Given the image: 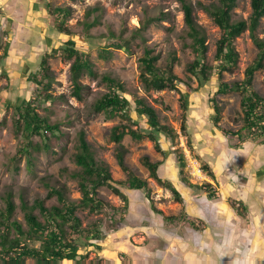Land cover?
Here are the masks:
<instances>
[{
  "label": "rangeland",
  "instance_id": "rangeland-1",
  "mask_svg": "<svg viewBox=\"0 0 264 264\" xmlns=\"http://www.w3.org/2000/svg\"><path fill=\"white\" fill-rule=\"evenodd\" d=\"M186 1L191 4L196 23L205 34L206 63L212 65L220 30L198 3L207 5L216 0ZM55 8H68L71 11L64 25L72 33L70 36L58 32L60 21L50 13ZM250 13V1L237 0L232 19L246 20ZM86 23L93 24L87 33L84 32ZM186 32L184 14L178 0H0V210L5 208L4 195L12 193L16 206L12 220L25 227L20 208L22 200L30 205L35 200H43L47 207L56 204L54 199L46 198L44 182L65 186L69 199H80L78 183L69 176V173L80 170L73 160L80 130L85 132L86 140L96 150L97 159L108 167L113 180L124 181L126 175L116 162V144L110 141L109 134L112 127L121 123L148 129L144 121L136 116L132 95L152 107L161 124L176 131V145L183 149L187 164L185 174L191 184L208 182L218 193L215 201L235 197L245 202L248 208L253 205L250 201H254L255 195L264 196V145L245 143L239 149H232L230 146L235 141L227 139L215 129L210 100L213 98L221 107L220 128L236 131L241 126V122L237 121L241 112L240 96L236 93L216 94L220 82L216 74L203 87L197 88V80L185 70L186 64L194 60ZM257 35L264 40V17ZM67 40H72L76 49L87 55L97 77H90L87 73L81 75L79 82L83 89L78 99L73 96L70 76L72 61L61 57L48 60L51 87L42 94H50L52 100L41 104L36 112L51 124H58L60 133L56 137L47 134L45 142L33 137L32 142L39 149L31 150L29 158L24 155L20 157L17 154L22 138L15 129L14 106H23L36 98L38 86L32 82V78L39 74L43 56L62 48ZM123 42L128 44L130 53L112 47ZM234 47L239 55L237 69L233 74H223L222 82L243 80L246 68L258 53L248 32L236 39ZM144 48L153 50L159 57V65H164L170 56L176 58L174 72L182 81L180 92L187 95L185 122L192 150L188 149L187 139L180 131L181 94L168 90L147 91L140 81L138 58ZM102 50L108 51L107 57L100 56ZM104 74L124 84L127 91L125 97L131 104L132 122L117 117L109 119L102 113L92 112L93 103L107 91L100 79ZM185 82L190 86L184 85ZM253 88L264 97L263 71L255 74ZM159 143L164 156L154 150L148 139L134 141L126 136L122 140L126 165L135 176L147 181L153 206L163 216L152 212L144 192L123 190L128 198L125 211L119 197L105 187L100 188L99 198L110 204L111 208L100 214H90L80 209L77 215L84 228L93 223L100 224L104 237L78 251V264H228L229 261L232 264H264V217L257 216L264 212V205L261 204L253 205L252 211L259 206L255 213L249 214L248 210L239 232L228 228L224 234H211L203 241L222 245L252 242L258 246L252 258L249 259L250 252L240 246L231 252L215 250L210 245L202 249L198 247V250L186 249L185 242L193 244L195 248L198 239L196 232L203 230L204 224L192 226V222L186 218L184 203H177L171 191L150 179L148 171L140 163L143 156L149 157L152 162L162 161L160 176L173 185L177 182L179 176L174 147L163 135L159 136ZM202 162L209 165L215 176L214 181L203 172L202 178L194 175V166L201 168ZM182 193L186 199L190 194L204 195L197 189L189 188ZM233 201L229 199L230 206ZM35 213L39 215L38 211ZM164 217L176 220L166 222ZM234 220L230 225L235 224ZM3 228L0 218V230ZM31 246L38 247L39 244ZM233 254L241 259L231 261ZM209 258L215 261H208ZM0 264L5 263L0 260ZM23 264H34V261L26 259Z\"/></svg>",
  "mask_w": 264,
  "mask_h": 264
},
{
  "label": "trees",
  "instance_id": "trees-1",
  "mask_svg": "<svg viewBox=\"0 0 264 264\" xmlns=\"http://www.w3.org/2000/svg\"><path fill=\"white\" fill-rule=\"evenodd\" d=\"M184 14V22L187 28V37L190 39V47L194 54V60L186 64V72L194 77L197 88L203 87L211 77L216 74L220 80L216 94L227 95L236 93L240 96V115L238 122L241 126L236 130H224L220 128L221 107L217 102L210 100L214 111L212 123L215 129L229 140L235 143L230 146L232 149H239L245 143L264 145V97L260 96L253 88L254 76L258 71L264 72V40L257 35V30L261 19L264 17V0H249L251 13L246 20L233 21L232 12L237 0H216L214 3L198 6L211 18L212 22L220 30V38L216 43V51L212 65L206 63L207 46L203 30L196 23L193 15V8L186 0H178ZM49 8V5H46ZM60 23L57 25L59 33L70 36L72 33L65 28V20L70 16L68 8H55L50 11ZM56 19V20H57ZM93 24L86 23L84 32L87 33ZM248 32L250 39L257 48L258 53L255 60L246 68L244 79L241 81L222 82L223 74H233L239 62V55L235 50L234 43L240 35ZM114 49L130 53V48L126 43H116ZM101 57H107L108 51L102 50ZM61 57L67 61H72L70 65V76L73 85V96L80 99L83 86L79 79L83 73L96 78L92 64L86 54L76 49L72 40L65 41L62 48L53 50L50 54H45L41 60L40 72L34 75L32 82L38 86L35 99L27 102L23 106H14L15 129L20 133L22 145L18 151V156L31 155V150L39 149L35 147L32 138L39 137L43 142L47 139V134L56 137L59 133L58 124H51L47 118L40 116L36 110L43 103L52 100L50 94L46 93L50 87L48 60ZM159 57L152 49L144 48L142 55L138 58L140 70V81L147 91H175L180 93L179 103L182 111L180 131L187 139V147L192 150L185 122V115L188 110L187 95L180 92L182 81L174 72L176 63L175 56H170L164 65H159ZM107 91L98 98L92 105L93 113L104 114L107 118H120L127 122L131 120V104L125 97L127 91L124 84L118 79L104 74L100 76ZM184 85L190 86L186 82ZM41 91V92H40ZM135 104L136 116L142 119L148 129L141 127L133 128L128 123H121L111 128L109 138L116 144L114 155L119 168L126 175L124 181L113 180L108 167L97 159L96 150L86 140L83 130L77 133V151L74 154V163L80 169L77 172L69 173L71 179L76 180L81 198L73 201L69 199L65 186H54L44 182L47 188V199H54L56 204L47 207L43 200H35L33 204L21 201L20 208L23 212L26 226L12 220L16 206L13 202L12 193L4 195L5 208L0 210L1 225L0 230V260L5 264H23L26 259H32L34 264H64L80 262L78 251L82 247L92 246V242L103 240L104 233L101 225L93 223L87 228L82 226V222L77 215L78 210H87L90 214H100L105 212L111 205L99 198L100 188L109 189L115 196L124 203V210L128 208V198L123 190H133L144 192L145 198L150 203L153 213L163 216V214L153 206L151 190L146 180L140 179L128 168L125 163L126 150L122 145V140L128 136L134 141L148 139L152 142L153 148L162 156L165 155L159 143V136L163 135L174 147L173 153L178 168L179 181L189 189H197L206 195L209 201L216 200L218 193L216 188L205 182L204 184H191L185 174L187 168L186 159L182 148L176 145L178 135L176 131L160 123L156 111L147 105L143 99L132 95ZM135 123V122H134ZM142 166L148 171L149 178L154 180L158 186L171 191L174 200L183 204L184 200L180 192L169 180L162 178L159 168L162 161L152 162L149 157L143 156L140 159ZM201 169L206 176L214 181L215 176L209 165L202 162ZM232 208L240 218L244 219L248 208L240 201H233ZM38 211L39 215H36ZM176 218L164 217V221H173ZM193 226V223L191 224ZM13 235V237H11ZM38 243V247L31 244Z\"/></svg>",
  "mask_w": 264,
  "mask_h": 264
},
{
  "label": "crops",
  "instance_id": "crops-1",
  "mask_svg": "<svg viewBox=\"0 0 264 264\" xmlns=\"http://www.w3.org/2000/svg\"><path fill=\"white\" fill-rule=\"evenodd\" d=\"M174 187L180 192L181 196L184 199V209H185V215L186 218L188 220H190L193 223V226H198V223H202L204 224L203 230L196 232L198 235V239H196V246L195 248L193 247V244H187V242H185L186 245V249H192V250H198V247H200V249H202L204 246H212L214 247L215 250H225L226 251H233L236 249L237 246L240 247H245L244 251H248L250 252V255L248 256V258H252L254 255L253 253L256 251V248L258 247L257 244L255 245L254 243H245V244H236V243H229V244H220V243H205L203 242L205 240V238L211 234H217V235H222L225 233V231L228 228L233 229L232 231L235 232V230H237L239 232V230L243 227L242 226V218H240L239 216H237V214L235 213V211L233 210V208L229 205V199L234 200V201H240L243 204L245 202H243L241 199L239 198H229L227 197L226 199L223 198L221 199V201H209L206 197V195H195V194H190L188 195L187 199L186 197L183 196V192H185V189L187 188L182 182L179 181V179H177V182L174 183ZM260 196H262L261 194H259ZM252 202L253 205H264V196L262 197H258L255 195L254 197V201H250ZM221 205H223V208H221ZM246 205V204H245ZM253 205L251 207H247L249 210V214H251L252 212L255 213L254 210H257L259 206H256V209H253ZM247 206V205H246ZM252 208V209H251ZM263 215V216H262ZM262 215H257L258 217H264V212ZM251 215L248 216V218ZM234 220V224L233 226L230 225L231 220ZM230 222V223H228ZM228 226V227H227ZM251 225L249 226V230H250ZM229 230V229H228ZM235 244V245H233ZM216 245V246H214ZM224 247V248H220ZM197 247V248H196ZM213 249V250H214ZM245 255H248V253H245ZM240 258V256L233 254L232 255V260L231 261H237ZM247 258V257H246ZM224 260V259H223ZM208 261H215L213 258H209ZM253 261V260H252ZM220 264V263H217ZM228 264H232L230 261ZM244 264V263H243Z\"/></svg>",
  "mask_w": 264,
  "mask_h": 264
},
{
  "label": "built area",
  "instance_id": "built-area-1",
  "mask_svg": "<svg viewBox=\"0 0 264 264\" xmlns=\"http://www.w3.org/2000/svg\"><path fill=\"white\" fill-rule=\"evenodd\" d=\"M195 167L197 169V172L201 175V176H198V174H196V171H195ZM193 173L195 176H197L198 178H202V169L197 165V166H194L193 168Z\"/></svg>",
  "mask_w": 264,
  "mask_h": 264
},
{
  "label": "bare ground",
  "instance_id": "bare-ground-1",
  "mask_svg": "<svg viewBox=\"0 0 264 264\" xmlns=\"http://www.w3.org/2000/svg\"><path fill=\"white\" fill-rule=\"evenodd\" d=\"M195 171H196V174H198V176H201L198 172H197V169H196V167H195Z\"/></svg>",
  "mask_w": 264,
  "mask_h": 264
}]
</instances>
